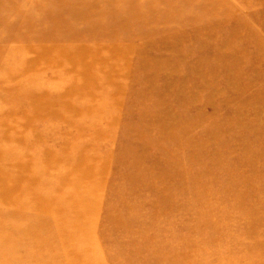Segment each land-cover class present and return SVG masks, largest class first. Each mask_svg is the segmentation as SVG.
I'll list each match as a JSON object with an SVG mask.
<instances>
[{
  "label": "rangeland",
  "instance_id": "obj_1",
  "mask_svg": "<svg viewBox=\"0 0 264 264\" xmlns=\"http://www.w3.org/2000/svg\"><path fill=\"white\" fill-rule=\"evenodd\" d=\"M0 264H264V0H0Z\"/></svg>",
  "mask_w": 264,
  "mask_h": 264
}]
</instances>
